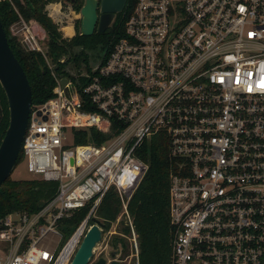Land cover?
<instances>
[{
	"label": "built area",
	"instance_id": "built-area-1",
	"mask_svg": "<svg viewBox=\"0 0 264 264\" xmlns=\"http://www.w3.org/2000/svg\"><path fill=\"white\" fill-rule=\"evenodd\" d=\"M31 21L10 31L54 69ZM67 69L32 107L21 149L57 191L36 212L0 219V264H70L89 218L66 240L61 221L112 186L140 264L128 205L150 168L139 150L160 131L180 160L172 264H264V0H138L108 55ZM114 120L120 130L104 142H75L76 130L109 133Z\"/></svg>",
	"mask_w": 264,
	"mask_h": 264
},
{
	"label": "trees",
	"instance_id": "trees-1",
	"mask_svg": "<svg viewBox=\"0 0 264 264\" xmlns=\"http://www.w3.org/2000/svg\"><path fill=\"white\" fill-rule=\"evenodd\" d=\"M55 0H1L0 17L7 32L8 40L16 57L22 64L33 91V107L46 102L54 96L56 85L53 71L60 76H70L68 66L81 67L102 54L108 55L114 45L126 34V22L138 0H128L125 9L118 13L113 24L105 31L97 30L89 36L81 34V19L76 22V34L65 37L59 25L49 15L46 7ZM84 0H76L72 5L81 10ZM23 17L27 21L36 20L46 31L48 55L55 68L51 69L42 53L24 48L20 39L13 36L11 25ZM64 61H61L62 59ZM10 122L9 105L6 93L0 83V143ZM120 128L112 122L111 132L105 133L96 128L76 130L75 142L102 143ZM140 157L150 164V168L129 201L128 211L139 240L140 264H172V243L174 227L170 216L171 174L178 172L179 159L170 155L169 141L164 131L145 140L139 150ZM24 159L21 150L17 165ZM16 165V166H17ZM58 182L42 178L15 179L9 176L0 187V219L11 212H36L57 191ZM94 201L83 207L60 223L63 240L90 215L89 226L94 223L93 216L104 223L103 232L109 231L122 213L121 196L112 186L93 209ZM93 209V210H92ZM130 226L126 219L115 233V244L121 245L119 252L123 257L130 254Z\"/></svg>",
	"mask_w": 264,
	"mask_h": 264
},
{
	"label": "water",
	"instance_id": "water-1",
	"mask_svg": "<svg viewBox=\"0 0 264 264\" xmlns=\"http://www.w3.org/2000/svg\"><path fill=\"white\" fill-rule=\"evenodd\" d=\"M74 2L76 0H67ZM128 0H85L81 13V34L92 35L96 30L105 32L122 12ZM67 79H63L65 84ZM0 83L6 93L10 122L0 143V187L12 175L22 149V143L29 124L33 91L28 76L10 46L7 32L0 17ZM90 215L88 216V218ZM88 228L70 264H89L97 244L103 238L105 223L96 216ZM113 254H117L115 251ZM96 264H108L100 257ZM110 264H121L113 259Z\"/></svg>",
	"mask_w": 264,
	"mask_h": 264
},
{
	"label": "rangeland",
	"instance_id": "rangeland-1",
	"mask_svg": "<svg viewBox=\"0 0 264 264\" xmlns=\"http://www.w3.org/2000/svg\"><path fill=\"white\" fill-rule=\"evenodd\" d=\"M46 9L49 15L53 18V20L59 25L65 37H70L64 32L65 27L68 26V24L71 25L72 29H74L76 32V22L78 19L81 18V13L80 11H78L77 9L73 7L71 2L67 0H55L51 2V4L47 5ZM33 29L35 33L38 34L40 39L44 37V32L40 27L34 24ZM41 42L44 45H46V39L41 40ZM69 67L70 65L68 66V68ZM69 135H70L69 137L70 139L68 143H71L72 141L71 133ZM11 176L15 179H29V178L38 177L39 175L31 172L28 168L27 161L23 159L16 166ZM123 219L124 217L120 216L119 219L113 224L112 228L109 231L103 232V238L95 247L94 255L91 258L89 264H96V262L98 261L100 257H105L108 261V264H110V262L113 259L119 260L121 264H136V257L134 256L135 251L131 248L130 242H129L130 254L125 257H123L122 254L119 252V249L120 250L122 249L121 245L115 244V233H117V230L120 229L121 220ZM118 246H119V249H118ZM114 251L117 254H113Z\"/></svg>",
	"mask_w": 264,
	"mask_h": 264
},
{
	"label": "crops",
	"instance_id": "crops-1",
	"mask_svg": "<svg viewBox=\"0 0 264 264\" xmlns=\"http://www.w3.org/2000/svg\"><path fill=\"white\" fill-rule=\"evenodd\" d=\"M49 4H51V3H49ZM48 4V5H49ZM32 24H33V26H34V24L35 25H37L38 27H40L42 30H43V32H44V37H46V31H45V29L36 21V20H32ZM32 26V27H33ZM76 34V32H75V30L74 29H72L71 30V32H69L68 33V35L70 36V37H72V36H74Z\"/></svg>",
	"mask_w": 264,
	"mask_h": 264
},
{
	"label": "bare ground",
	"instance_id": "bare-ground-1",
	"mask_svg": "<svg viewBox=\"0 0 264 264\" xmlns=\"http://www.w3.org/2000/svg\"><path fill=\"white\" fill-rule=\"evenodd\" d=\"M65 30L67 33L71 32V30H72L71 25L68 24V26L65 27Z\"/></svg>",
	"mask_w": 264,
	"mask_h": 264
},
{
	"label": "flooded vegetation",
	"instance_id": "flooded-vegetation-1",
	"mask_svg": "<svg viewBox=\"0 0 264 264\" xmlns=\"http://www.w3.org/2000/svg\"><path fill=\"white\" fill-rule=\"evenodd\" d=\"M72 3V2H71Z\"/></svg>",
	"mask_w": 264,
	"mask_h": 264
}]
</instances>
